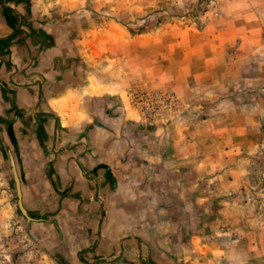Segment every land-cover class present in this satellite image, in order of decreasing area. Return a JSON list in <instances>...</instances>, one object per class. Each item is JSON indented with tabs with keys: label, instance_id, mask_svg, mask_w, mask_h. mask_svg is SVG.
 <instances>
[{
	"label": "rangeland",
	"instance_id": "rangeland-1",
	"mask_svg": "<svg viewBox=\"0 0 264 264\" xmlns=\"http://www.w3.org/2000/svg\"><path fill=\"white\" fill-rule=\"evenodd\" d=\"M6 3V16L19 30L18 39L31 35L35 41L33 53H37L32 59L41 56L50 61V65L46 62L45 72L60 70L70 76L93 73L100 80L107 79L110 72L117 83L126 85L122 95L136 119L133 121L147 130L165 128L173 122L183 127L189 123L187 132L195 141L194 149L212 156L218 149L214 143L217 137L231 138L232 143L238 137L235 118L241 117L242 148L226 145L221 153L225 162L213 161L209 166L210 179L185 174L188 192L179 195L175 215L179 226L174 230L184 238L177 236L173 244L181 247L188 232L200 233L205 239L200 244L202 249L196 246L191 258L170 255L164 260L169 264H264V0ZM200 60L232 62L221 73L220 98L205 97L203 108L191 107L187 112L172 78L170 61ZM240 77L242 81L236 84ZM205 87L203 93L211 86ZM142 94L149 95V100L141 104ZM167 94L171 96L168 103ZM220 102L227 104L225 110L222 107L215 112ZM166 104L157 117H142L137 110L141 105L154 109ZM235 105L240 115L228 111ZM8 150L21 182L19 173H27L19 156L23 147L14 151L13 146H8ZM8 150L0 148V264H44V227H33L27 217L29 212L24 215L19 208ZM224 172L225 177L217 176ZM30 196L24 201L22 195L24 209L26 205L36 206L43 198L39 192ZM180 207L188 210L181 211Z\"/></svg>",
	"mask_w": 264,
	"mask_h": 264
},
{
	"label": "crops",
	"instance_id": "crops-1",
	"mask_svg": "<svg viewBox=\"0 0 264 264\" xmlns=\"http://www.w3.org/2000/svg\"><path fill=\"white\" fill-rule=\"evenodd\" d=\"M6 1L0 0V148L23 147V200L33 192L43 194L25 210L33 227H44V264H169L164 259L170 255L191 258L202 249V234L188 232L183 246L173 244L179 236L174 234L179 195L188 192L185 174L210 179L209 166L225 162L221 153L226 145L242 148L241 117L235 118L238 137L233 143L217 137L212 156L194 149L187 121L186 130L179 122L147 130L133 121L122 95L126 85L110 72L105 80L93 73L45 72L50 61L32 59L35 41L31 35L18 39L19 30L6 16ZM170 62L190 112L203 108L205 97L220 98L221 73L232 61ZM226 105L220 102L215 112ZM233 107L228 111L240 115V108Z\"/></svg>",
	"mask_w": 264,
	"mask_h": 264
},
{
	"label": "built area",
	"instance_id": "built-area-1",
	"mask_svg": "<svg viewBox=\"0 0 264 264\" xmlns=\"http://www.w3.org/2000/svg\"><path fill=\"white\" fill-rule=\"evenodd\" d=\"M156 94L154 93L153 94V97L155 96ZM153 97H151V99H153ZM147 100H149V95H144V94H142V95H140V97H139V102L142 104V103H145ZM171 100V96L169 95V94H167L166 95V97H165V101H166V103H168V101H170ZM166 106H167V104L166 105H164V107H158V108H156V107H154V109H150L147 105H141V106H139L138 108H137V110H138V113H140V115L142 116V117H146V118H152L150 115L152 114V115H155V117H157V116H160L161 115V113H162V109L163 108H165L166 109ZM153 112V113H152Z\"/></svg>",
	"mask_w": 264,
	"mask_h": 264
},
{
	"label": "water",
	"instance_id": "water-1",
	"mask_svg": "<svg viewBox=\"0 0 264 264\" xmlns=\"http://www.w3.org/2000/svg\"><path fill=\"white\" fill-rule=\"evenodd\" d=\"M11 164H12V167H13V172H14V175H15L16 183H17V191H18V196H19L18 205H19V208H20V210L22 211V213H23L24 215H26V211H25V209L23 208L22 203H21L22 191H21V183H20V179H19V176H18L17 170H16V168L13 166V163H12V162H11Z\"/></svg>",
	"mask_w": 264,
	"mask_h": 264
}]
</instances>
